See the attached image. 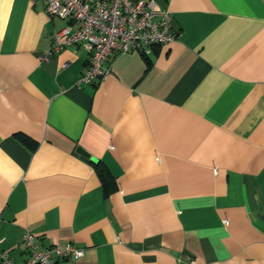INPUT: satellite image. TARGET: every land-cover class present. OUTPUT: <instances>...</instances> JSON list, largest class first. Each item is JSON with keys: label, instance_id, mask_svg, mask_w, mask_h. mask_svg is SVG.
Returning a JSON list of instances; mask_svg holds the SVG:
<instances>
[{"label": "crops", "instance_id": "obj_1", "mask_svg": "<svg viewBox=\"0 0 264 264\" xmlns=\"http://www.w3.org/2000/svg\"><path fill=\"white\" fill-rule=\"evenodd\" d=\"M154 1L176 40L113 54L94 86L77 85L83 47H54L69 22L42 0H0V252L13 262L29 233L39 251H84L56 264H264V0Z\"/></svg>", "mask_w": 264, "mask_h": 264}, {"label": "built area", "instance_id": "obj_2", "mask_svg": "<svg viewBox=\"0 0 264 264\" xmlns=\"http://www.w3.org/2000/svg\"><path fill=\"white\" fill-rule=\"evenodd\" d=\"M46 13L69 22L55 33L54 47L81 46L88 53L77 85H98L109 75L113 54L146 55L156 47L174 42L177 33L171 16L154 0H42ZM71 23L77 25L72 28ZM28 257L13 262L0 252V264H56L60 259H80L84 251L73 244L39 251L31 234L24 235ZM3 239H0V244Z\"/></svg>", "mask_w": 264, "mask_h": 264}, {"label": "trees", "instance_id": "obj_3", "mask_svg": "<svg viewBox=\"0 0 264 264\" xmlns=\"http://www.w3.org/2000/svg\"><path fill=\"white\" fill-rule=\"evenodd\" d=\"M22 141L25 142L26 140L23 139ZM95 169H96L98 175L102 179H105V177L108 176V172L106 171V169L100 163H96L95 164Z\"/></svg>", "mask_w": 264, "mask_h": 264}, {"label": "water", "instance_id": "obj_4", "mask_svg": "<svg viewBox=\"0 0 264 264\" xmlns=\"http://www.w3.org/2000/svg\"><path fill=\"white\" fill-rule=\"evenodd\" d=\"M76 152H77L78 155L82 156L85 160L91 161V162H96V160L94 158H92L91 156H89L86 152H84L80 148H78L76 150Z\"/></svg>", "mask_w": 264, "mask_h": 264}]
</instances>
